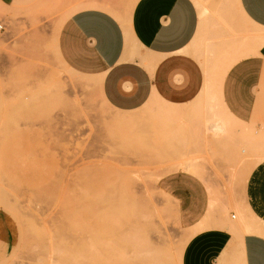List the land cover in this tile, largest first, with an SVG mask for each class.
Here are the masks:
<instances>
[{"label":"rangeland","instance_id":"374dc122","mask_svg":"<svg viewBox=\"0 0 264 264\" xmlns=\"http://www.w3.org/2000/svg\"><path fill=\"white\" fill-rule=\"evenodd\" d=\"M197 1L210 12L206 22L222 21L223 0ZM58 11L0 6V264H83L95 242L115 245L129 264L131 243L176 258L187 237L157 182L177 170L207 183L208 222L240 221L234 203L257 160L236 144L223 109L159 100L138 112L112 108L91 77L60 60L68 15ZM239 15L236 34H247L253 26Z\"/></svg>","mask_w":264,"mask_h":264},{"label":"crops","instance_id":"0c3cea01","mask_svg":"<svg viewBox=\"0 0 264 264\" xmlns=\"http://www.w3.org/2000/svg\"><path fill=\"white\" fill-rule=\"evenodd\" d=\"M39 3L68 15L58 33L59 58L91 77L112 108L130 112L153 99L206 111L214 103L236 144L257 160L234 203L242 219L216 220L223 225H206L210 192L199 175L161 176L157 186L173 198L187 240L176 258L147 264H264V0H223L222 21L211 23L197 0H0L12 9ZM236 11L253 26L249 33L236 34Z\"/></svg>","mask_w":264,"mask_h":264},{"label":"bare ground","instance_id":"6f19581e","mask_svg":"<svg viewBox=\"0 0 264 264\" xmlns=\"http://www.w3.org/2000/svg\"><path fill=\"white\" fill-rule=\"evenodd\" d=\"M229 65H230V61L226 64L225 69L224 68L222 69L223 71H220V69H219V71L222 74H224L225 70L228 68ZM220 72H218V73H220ZM153 101L154 100L151 99L148 103H146V105L151 104ZM146 105H144V106H146ZM140 109L130 111V112H138ZM173 113H174V111H173ZM138 117L139 116H137V114L123 116L119 120V123L130 124L131 122L136 121L138 119ZM235 217H236V215H235ZM210 224L211 225H213V224L223 225L224 223H220L217 221L207 222V225H210ZM122 238H124V237H122ZM131 244H132L131 247L132 248L137 247L136 249H138V247L141 246V245L138 246V244H136V246H134L135 243H131ZM140 248H144V249H141L139 251L136 249L133 250V252L136 253V256H135V259L133 260V263H131V264H147V263H154V262L160 263V262L168 261L167 255L163 252L157 253V252H154V250H151V248L146 249V246L143 244ZM58 251H59V253H62L63 248L62 247L58 248ZM67 256H68V254H67ZM71 257H72V254L69 256V258H71ZM133 257H134V255H133ZM127 258L128 257L125 254V252L121 251L115 245L102 244V243L95 242L84 253V255L82 257V262H83V264H129Z\"/></svg>","mask_w":264,"mask_h":264},{"label":"built area","instance_id":"2783aa9c","mask_svg":"<svg viewBox=\"0 0 264 264\" xmlns=\"http://www.w3.org/2000/svg\"><path fill=\"white\" fill-rule=\"evenodd\" d=\"M232 218H235V214L232 215Z\"/></svg>","mask_w":264,"mask_h":264}]
</instances>
